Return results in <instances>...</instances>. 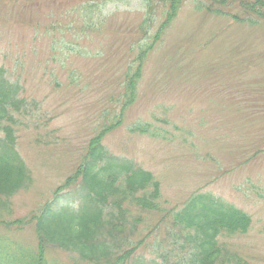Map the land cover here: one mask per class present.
I'll return each mask as SVG.
<instances>
[{
  "label": "rangeland",
  "instance_id": "1",
  "mask_svg": "<svg viewBox=\"0 0 264 264\" xmlns=\"http://www.w3.org/2000/svg\"><path fill=\"white\" fill-rule=\"evenodd\" d=\"M80 2L0 0V64L23 82L35 116L16 136L32 184L10 199L11 218L37 210L77 165L116 84L122 41L131 37L127 25L143 10L141 0L109 2L99 11L106 19L101 33L83 34L89 18ZM191 5L182 6L148 55L136 101L103 144L156 175L164 207L179 205L201 188L250 215L245 234L220 241L225 252L264 264V30L227 26L221 18L194 13ZM239 104L251 121L241 129L233 119ZM153 117H165L168 124ZM141 122L168 130L166 140L130 132ZM250 150L244 162L249 155L243 152ZM1 232L0 264H15L16 247ZM161 240L158 229L137 254L153 257ZM215 264L228 263L221 256Z\"/></svg>",
  "mask_w": 264,
  "mask_h": 264
},
{
  "label": "trees",
  "instance_id": "2",
  "mask_svg": "<svg viewBox=\"0 0 264 264\" xmlns=\"http://www.w3.org/2000/svg\"><path fill=\"white\" fill-rule=\"evenodd\" d=\"M112 1L123 0H81L80 9L89 18L83 34L101 33L106 19L100 8ZM141 1V15L126 28L131 37L122 41L123 64L116 84L97 112L94 132L77 165L50 199L18 218L10 217V199L32 184V172L17 150L16 136L24 121L35 120L34 106L24 95L20 78L0 64V231L16 247L15 264H215L221 256L223 263L248 264L225 252V241L220 239L245 234L250 215L201 188L179 205L164 207L156 175L131 158L110 152L103 139L122 124L127 108L136 101L148 55L163 42L186 2L194 13L251 31L264 30V0ZM244 111L239 104L233 118L239 129L251 124ZM165 117L153 118L168 124ZM166 131L153 122L130 128L151 139L166 140ZM250 152H243L249 155L244 162L251 158ZM158 229L163 240L154 245L153 257L140 258L138 250ZM25 230L31 235L24 236ZM7 234L24 241L15 242Z\"/></svg>",
  "mask_w": 264,
  "mask_h": 264
}]
</instances>
